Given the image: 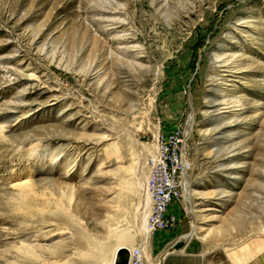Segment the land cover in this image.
Returning <instances> with one entry per match:
<instances>
[{
	"label": "rangeland",
	"instance_id": "obj_1",
	"mask_svg": "<svg viewBox=\"0 0 264 264\" xmlns=\"http://www.w3.org/2000/svg\"><path fill=\"white\" fill-rule=\"evenodd\" d=\"M173 132L178 224L158 233L264 264V0H0V264H105L115 230L156 262L140 224Z\"/></svg>",
	"mask_w": 264,
	"mask_h": 264
},
{
	"label": "built area",
	"instance_id": "obj_2",
	"mask_svg": "<svg viewBox=\"0 0 264 264\" xmlns=\"http://www.w3.org/2000/svg\"><path fill=\"white\" fill-rule=\"evenodd\" d=\"M184 169L182 142L179 132L159 133L156 149L150 158L147 194L150 210L146 232L150 235L177 227L178 216L172 205L179 197L180 176ZM128 264H147L141 247L129 250Z\"/></svg>",
	"mask_w": 264,
	"mask_h": 264
},
{
	"label": "crops",
	"instance_id": "obj_3",
	"mask_svg": "<svg viewBox=\"0 0 264 264\" xmlns=\"http://www.w3.org/2000/svg\"><path fill=\"white\" fill-rule=\"evenodd\" d=\"M178 239L174 232L153 234L147 243L151 258L159 262L163 257L161 264H224L217 252L191 238L186 239L181 247L174 249Z\"/></svg>",
	"mask_w": 264,
	"mask_h": 264
},
{
	"label": "bare ground",
	"instance_id": "obj_4",
	"mask_svg": "<svg viewBox=\"0 0 264 264\" xmlns=\"http://www.w3.org/2000/svg\"><path fill=\"white\" fill-rule=\"evenodd\" d=\"M35 152V151H34ZM37 152V151H36ZM38 154V153H37ZM11 187L13 189H15L17 191V195L19 198H21L22 201L26 200L27 198H29L31 195H32V189L30 187V183L27 181H21V180H18V181H15L11 184ZM148 195V194H147ZM148 200V204H149V197L147 198ZM146 204V203H145ZM144 206H142V210L144 211H141L139 209V212H145L146 210V206L147 204ZM137 219V218H136ZM140 231H141V234L144 236L143 238L146 240V238L148 237L147 236V232H146V219L144 221H142V223L140 224ZM114 234V236H116V238L119 239L120 243H118L117 245H115L113 251H112V254H111V257H110V260L107 262L105 261L106 263L105 264H113L114 262V258H115V254H116V251L118 248L120 247H126L128 248L129 250H132V245H131V240H132V237L130 236L129 233L125 232V231H122V230H115L114 232H112ZM188 236H185L182 240L180 241H184ZM115 238V237H114ZM145 242V241H144ZM262 245V244H261ZM263 249V248H262ZM141 250H142V253L144 254V251L146 252V254L148 255V251L146 249V247H144V245L141 246ZM24 253H26V255H30V256H35L34 255V252L28 248H24ZM253 253V252H252ZM259 253V252H258ZM247 254V253H246ZM250 254L248 253V256ZM100 258V257H98ZM102 259V258H101ZM105 260V259H104ZM151 260V259H150ZM221 261V260H220ZM103 262V261H102ZM35 264H50V263H47L46 261H36ZM153 264H160V263H156L154 262Z\"/></svg>",
	"mask_w": 264,
	"mask_h": 264
},
{
	"label": "water",
	"instance_id": "obj_5",
	"mask_svg": "<svg viewBox=\"0 0 264 264\" xmlns=\"http://www.w3.org/2000/svg\"><path fill=\"white\" fill-rule=\"evenodd\" d=\"M184 241L176 242L173 246L177 249L183 245ZM129 249L126 247H120L117 249L113 264H128Z\"/></svg>",
	"mask_w": 264,
	"mask_h": 264
}]
</instances>
